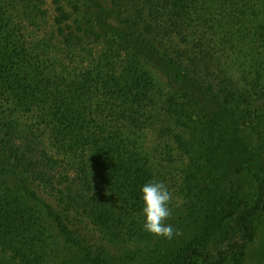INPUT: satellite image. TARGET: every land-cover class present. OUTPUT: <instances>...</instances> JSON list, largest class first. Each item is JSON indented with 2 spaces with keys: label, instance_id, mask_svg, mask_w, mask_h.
Wrapping results in <instances>:
<instances>
[{
  "label": "trees",
  "instance_id": "trees-1",
  "mask_svg": "<svg viewBox=\"0 0 264 264\" xmlns=\"http://www.w3.org/2000/svg\"><path fill=\"white\" fill-rule=\"evenodd\" d=\"M262 2L0 0V161L20 182L0 178V255L58 264L38 189L56 203L50 223L82 248L71 224L159 262L246 264L264 231V156L235 142V118L264 124V98L237 83L218 49L232 36L222 25ZM148 65L167 78L170 112L188 131L162 127L190 157L185 214L171 226L192 221L200 230L182 243L143 227L141 189L161 181L126 128L145 124L154 88ZM21 111L32 125L22 126ZM230 157L238 158L232 173ZM244 173L256 183L253 201L242 192Z\"/></svg>",
  "mask_w": 264,
  "mask_h": 264
},
{
  "label": "rangeland",
  "instance_id": "rangeland-1",
  "mask_svg": "<svg viewBox=\"0 0 264 264\" xmlns=\"http://www.w3.org/2000/svg\"><path fill=\"white\" fill-rule=\"evenodd\" d=\"M248 11L250 13L246 18L242 14L239 18H234L230 24L222 25V30L229 31L232 36L231 39L226 40L224 45H221L222 47H219L218 53L227 72L241 87L264 98V2L260 3V7L257 8L255 5ZM15 15L17 23L20 16L18 12ZM29 31L30 29L27 32L29 33ZM36 37H41V35L38 34ZM36 37H29V41L35 40L34 42H36ZM147 70L154 79V88L143 118L145 124L141 127L128 126L126 131L127 135L145 150L149 157L150 169L171 193L172 199L169 205L171 215L165 223L172 225L176 221L182 222L181 218L185 214L187 203L185 177L188 172L190 157L177 148L170 136L163 133L162 127L171 125L186 137L188 131L184 126L185 124L178 122L170 112L171 108L168 101L173 93V88L167 78L154 66L148 65ZM15 114L22 126L32 125L31 114L23 111L15 112ZM249 116L244 115V117L238 118L239 124L235 118L236 129L241 127V130L235 134V142H240L242 149L252 150L262 158L264 156V140L261 139V131L264 124L257 123L255 116ZM248 120L250 122H247ZM228 159L231 160L228 173H232L238 158L230 157ZM65 161L72 164L74 159L67 155ZM0 178L12 186H20V182L14 176L3 170L1 161ZM240 182L244 197L250 201L255 200L256 183L253 177L244 173L240 177ZM36 190L41 195L42 200L45 201L44 204L41 203L39 209L43 212L44 219L51 226L50 232L60 246L61 257L58 264H169L167 260L159 262L154 257L148 258V255L144 253L131 255L123 248L101 238L97 232L91 230L84 223L80 225L82 229L79 228V225H70L73 229V236L78 239L83 248L75 245L68 240V236L62 233V230L51 224L56 222L53 217L56 212L54 199L43 194L40 190ZM46 203L52 207V213ZM172 228L176 232L171 239L179 243L193 238L200 230L198 224L192 221L184 226ZM87 249L91 256L88 255ZM0 264L18 263L9 257L0 255ZM227 264H233V262ZM246 264H264V231L261 226L256 240L247 248Z\"/></svg>",
  "mask_w": 264,
  "mask_h": 264
},
{
  "label": "clouds",
  "instance_id": "clouds-1",
  "mask_svg": "<svg viewBox=\"0 0 264 264\" xmlns=\"http://www.w3.org/2000/svg\"><path fill=\"white\" fill-rule=\"evenodd\" d=\"M144 216V230L156 235L171 239L174 229L165 221L170 217L171 193L163 182L146 183L142 189Z\"/></svg>",
  "mask_w": 264,
  "mask_h": 264
}]
</instances>
